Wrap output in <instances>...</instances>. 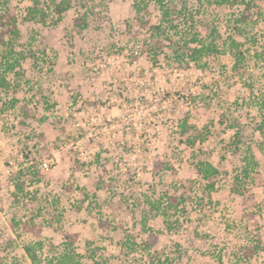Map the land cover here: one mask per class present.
<instances>
[{
  "label": "rangeland",
  "instance_id": "374dc122",
  "mask_svg": "<svg viewBox=\"0 0 264 264\" xmlns=\"http://www.w3.org/2000/svg\"><path fill=\"white\" fill-rule=\"evenodd\" d=\"M54 1L42 0L48 17L40 23L24 19L33 0H0V13L11 7L19 14L15 49L28 55L6 73L11 87L0 85V264H34L27 244L37 247L38 264H56L67 242L81 264H152L146 243L170 264H264V138L257 129L264 58L254 55L264 53V13L253 16L258 42L245 43L247 60L237 70L228 47L206 58L207 66L178 62L168 47L155 60L144 43L161 18L155 0L141 17L136 0H73L58 22ZM242 11L187 0L195 20L212 13L222 43L231 35L245 41L232 29ZM83 13L85 29L75 25ZM184 116L208 132L197 149L220 170L213 192L176 138ZM234 122L258 162L240 182L243 155L226 146ZM181 192L184 209L169 211V230L151 203L164 206ZM128 235L138 243L132 251Z\"/></svg>",
  "mask_w": 264,
  "mask_h": 264
},
{
  "label": "trees",
  "instance_id": "16d2710c",
  "mask_svg": "<svg viewBox=\"0 0 264 264\" xmlns=\"http://www.w3.org/2000/svg\"><path fill=\"white\" fill-rule=\"evenodd\" d=\"M73 0H55L53 2L52 11L56 15V22L60 21L68 10L72 7ZM151 0H136L134 2V7L138 17H141L143 11H147ZM209 4H215L217 8L227 6V5H239L243 6L242 14L236 24H233L232 29L234 34L241 35L245 41L237 40L234 36H229V40H224L221 42L222 33L215 17L212 13L203 20H195V17L187 11V0H155L157 3L161 18L158 23L152 26V34L148 40H145V46L151 52H153V57L158 60L159 51L166 47L171 48V52L174 55V60L178 62L194 63L199 66H207L204 60L215 54H219L224 51L225 47H228L235 58L234 68L240 70V66L247 60L246 52L243 49L245 43L256 44L258 40L252 34L251 21H253V16L256 14L257 18L263 15L264 9L262 10L259 1L262 0H206ZM42 0H33L32 5L24 16L27 21L44 22L48 17V12L45 8L41 6ZM210 8V7H209ZM218 13V12H217ZM177 18L189 19L188 26H180L177 24ZM256 18V19H257ZM19 14L11 7L6 8L2 13H0V48L3 50L0 54V85L4 87H11V83L7 80L6 73L15 71L19 61L28 59V55L23 50H16V45L21 37V31L19 29ZM75 25L81 29L88 27L86 14L83 13L81 16L75 19ZM154 33V34H153ZM154 35L162 37L157 38ZM153 41V42H152ZM229 41V42H228ZM34 57L31 51L29 57ZM255 56L264 58L263 52H256ZM17 73V72H16ZM18 99L12 100V106ZM262 107L264 108V98L261 100ZM8 106L7 104L3 105ZM27 113V112H26ZM261 121L257 125V129L260 131L264 138V109L261 108ZM237 122L230 124L229 127L235 129V133L232 136L231 141L226 144L232 149L235 154L237 152L242 153L243 161L245 162L241 174L236 177L237 181L240 182L242 179L250 177V173L253 171L258 162L255 158L254 145L249 144L246 148L243 146L244 140L242 138V129ZM176 138L184 143L187 148L192 152L195 158V168L197 175L202 178V180L207 182V189L210 192L215 191L216 184L213 179L220 173V170L215 166L208 158L203 157L200 151L197 149L198 144H204L208 139V132H200L197 125L189 122V117L184 116L180 119L177 125ZM252 143V142H251ZM168 169H173L171 164H164ZM33 174H39V171L33 168ZM243 177V178H240ZM243 181V180H242ZM17 188L21 193L24 192L23 182L17 183ZM181 187L184 186L183 183L180 184ZM237 193H241V190L237 187L235 188ZM88 196V194L86 195ZM186 202V197L184 193L171 194L167 196V202L163 206L160 201L152 202L151 206L156 209V211L163 216V221L167 228L171 230L174 227V221L171 220L169 211L172 209H178L182 207ZM175 222H178L177 220ZM103 225H107L106 221H101ZM42 246V242H39ZM71 243L67 242L63 244V250L60 256L56 259V264H81L82 255L75 252L71 247ZM138 243L131 239L130 235L127 236L125 246L129 250H133L134 246ZM26 253L29 255L34 264L41 262L38 255V249L35 245H25ZM145 250L149 253L151 258V263L156 264H170L169 257L165 256L162 259L160 251H152V245L146 243ZM53 264V263H52ZM96 264H112L109 262H99Z\"/></svg>",
  "mask_w": 264,
  "mask_h": 264
},
{
  "label": "built area",
  "instance_id": "2783aa9c",
  "mask_svg": "<svg viewBox=\"0 0 264 264\" xmlns=\"http://www.w3.org/2000/svg\"><path fill=\"white\" fill-rule=\"evenodd\" d=\"M43 166L45 167V169L49 168V163L47 161L43 162Z\"/></svg>",
  "mask_w": 264,
  "mask_h": 264
}]
</instances>
